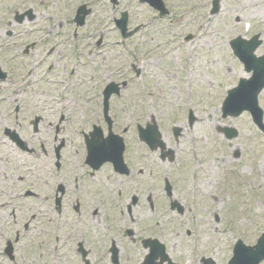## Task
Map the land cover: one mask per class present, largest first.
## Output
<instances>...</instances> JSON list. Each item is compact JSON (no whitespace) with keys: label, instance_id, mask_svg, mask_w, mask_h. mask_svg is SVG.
Masks as SVG:
<instances>
[{"label":"flooded vegetation","instance_id":"obj_1","mask_svg":"<svg viewBox=\"0 0 264 264\" xmlns=\"http://www.w3.org/2000/svg\"><path fill=\"white\" fill-rule=\"evenodd\" d=\"M90 1L0 0V71L5 74L0 86L12 83L23 92L32 86L29 79L36 67L42 73L33 86L86 88L82 97H33L35 111L30 118L26 99L8 100V95L3 99L8 101L0 125V162L6 164L0 166V217H11L22 226L7 229L0 222V264L5 260L16 264L25 247L27 255L37 259L34 264H177L180 257L173 256V235H184L197 245L201 217L211 215L219 222V216L235 213L223 203L225 195L229 201L230 191L232 199L239 198L240 187L234 182L237 167H218L211 179L205 175L204 153L202 149L197 153L200 145L195 136L202 121L192 106H183L190 103L181 101L185 90L175 87V114L165 113L171 101L141 91L142 80L148 85L153 81L158 90L169 82L162 83L164 77L191 87L194 76L185 70L178 72L180 76L160 70L149 79L150 70L134 63L130 68H88L92 60H84L92 57L87 49L93 37L87 23L93 14ZM100 1L111 14L122 51L133 40L139 47L146 45V51L164 48L162 58L172 45L166 22L182 26L184 15L174 20L172 8L178 0ZM141 12L148 14L139 19ZM218 13L209 11L212 17ZM182 39L198 38L187 33ZM95 45L105 46L102 36ZM79 65L86 69L80 80ZM104 91L110 95L107 112ZM239 118L221 117L223 121ZM250 123L254 126L251 118ZM230 128L236 129L233 140L237 139L240 132L232 125L218 126L216 133ZM13 135L26 144V150L13 142ZM12 152L26 161L17 175L8 164ZM232 153L238 159L242 152ZM254 180L253 176L245 185ZM216 201L223 205L215 208ZM35 221L38 226L31 225ZM185 264L215 261L197 252Z\"/></svg>","mask_w":264,"mask_h":264},{"label":"rangeland","instance_id":"obj_2","mask_svg":"<svg viewBox=\"0 0 264 264\" xmlns=\"http://www.w3.org/2000/svg\"><path fill=\"white\" fill-rule=\"evenodd\" d=\"M211 1L178 0L172 4L175 15L174 20L178 21V14H183L184 17H182V26L179 28L172 27L166 22V31L169 34L168 40L172 38V45L162 58L161 54H163L164 48L154 50L153 52L151 50L146 51V45L139 47L132 42L133 40L127 42L126 48L122 51L119 37L110 22L111 14L106 11V4L103 1H90L93 14L88 18L87 22L88 25H91L93 35L91 45L87 43V49L92 51V57H86L87 59L84 60H92L88 68H98V70L101 68H130L131 63H134L143 70H145L144 68L150 70L147 71L149 73H146L149 79H155V75L160 70L170 74L176 73L177 76H180L178 72L181 70L189 71V74L194 76V82L191 87L185 86L184 83L176 82L175 78L169 80L164 77L163 79L161 78V82H169L165 86L161 85L158 87L160 92L154 87L155 83L153 81L148 85L145 80L141 81V91L143 94L148 91L150 95L153 93L155 96L164 98L165 101H171L169 104L166 103L167 111L165 113L172 112L175 114L178 107V89H175V87L176 85L180 87L179 92H181V89H184L186 94L184 92L181 93V101L183 100L184 102V100L189 99L190 103L187 101L183 106L185 105V108L192 106L202 121L200 122L202 125L200 131L195 132V136L200 145L199 150H196L197 153H201V149L204 153V159L203 157L201 158L205 162L203 165L204 170L207 171L205 175H208V179H211L214 177L212 173L218 167L221 168L230 164L237 167L235 174L237 177L234 182L240 187V190L236 193L239 198L232 199L233 193L230 191V195H228L229 201H226L227 196L223 191H220L222 196L225 195L226 202L224 201L223 204H226V207L232 206L235 209V213L233 215L226 214L219 216V222L211 215L201 217L198 220L200 230L197 232V245L194 243L190 244L191 238H187L184 235L179 237L173 235L171 237V241L174 242L173 256L175 258L180 257L179 261H175L177 264H185V260L187 259L188 261L191 255L197 252H203L206 257L210 256L215 261V264H225L230 259L232 247L238 238L242 239L244 245H252L264 231V135L256 131L257 129L251 125L247 114L234 121H223L220 113L221 103L228 89L237 84L238 78L248 77L243 71L242 65L232 55L229 48L230 40L238 36L249 39L259 34L262 44L256 49V56H264V0H220L218 5L220 7L219 13L214 17L209 15ZM124 5L126 6V4ZM135 12H132V19ZM147 14V12H141L139 19H143ZM134 21L135 19L132 20V23ZM159 27L160 25L157 26V28ZM187 33L195 34L198 39L194 42H183L182 38ZM101 36L105 46L96 48L95 44ZM131 49H133L135 56L132 55ZM155 55H158V58ZM141 58L144 60H141ZM32 69L33 79H31L32 77L29 79V81H32V86L26 87L25 83L22 84V86L25 84V93L24 91L22 92L23 89L20 90V86L13 85L12 83L0 86V125L2 123V116L7 110L5 109V106H7L6 101L11 100L13 97H18V100L20 98L27 100V103H24V108L26 109V115L30 118L35 111V100L33 97H46L48 94L50 96L63 95L66 97H82L85 95L86 88L79 85H77L78 87L71 86L69 90L65 87L62 88L63 86H33L34 81L40 77L42 72L36 67ZM58 70L60 73L62 72V68ZM85 73L86 69L82 65L76 68L78 80L84 77ZM184 77L182 76L183 82ZM199 78L201 79L199 80ZM15 92H18L19 96ZM95 92L93 90L92 93L94 94ZM7 95L8 100L3 101ZM164 105L162 104V106ZM259 105L264 111V90L259 96ZM9 107L12 108L10 103H8ZM13 123L14 121L12 120L11 126H13ZM227 125L236 127L240 132V136L230 142L224 140L219 133H216L218 126ZM164 128L166 127L164 126ZM1 146L2 144H0V148ZM189 149L190 151L192 150L191 144H189ZM236 149H240L242 152L238 159H235L232 155V152ZM8 150L5 148L3 152L7 154ZM0 152L2 153V150ZM8 159L11 171H16L15 175L22 172L26 167L22 166L26 161L17 157L14 152L10 153ZM17 162H20L21 166L20 163L17 165ZM5 165L0 162V166ZM32 168L34 169V167ZM253 176L255 180L252 185H245ZM254 192L259 193V197H261L259 200H256ZM220 203L221 201H216L215 208L223 205ZM34 208L36 209L37 207ZM0 222L1 225L5 223L7 229L10 226L12 229L20 225L22 226L18 222L15 223V219L11 217H7L6 219L0 217ZM31 225L38 226V223L35 221ZM25 249V255L22 256L19 253L16 258V264H34L37 260H33L31 255H27L30 252H28L26 247ZM1 260L0 263L2 262ZM43 260L46 259L44 258ZM2 264H8V262L5 260Z\"/></svg>","mask_w":264,"mask_h":264},{"label":"water","instance_id":"obj_3","mask_svg":"<svg viewBox=\"0 0 264 264\" xmlns=\"http://www.w3.org/2000/svg\"><path fill=\"white\" fill-rule=\"evenodd\" d=\"M216 12V9L214 10ZM213 11V12H214ZM82 23H80L81 25ZM258 35L251 40L246 41L238 37L230 42V47L235 58L242 63L244 70L247 73L252 72L250 79H241L238 85L229 89L227 96L222 103V117H236L244 111L251 114L253 122L259 127L262 126L263 112L258 105V97L264 88V56L256 57L254 52L260 41ZM108 98L110 95H105ZM107 106L105 103V112ZM228 138H234L236 131L229 129L224 131ZM156 136L159 135L156 133ZM264 260V234L258 239L254 247H244L241 242H238L233 250V258L229 264H259Z\"/></svg>","mask_w":264,"mask_h":264},{"label":"snow or ice","instance_id":"obj_4","mask_svg":"<svg viewBox=\"0 0 264 264\" xmlns=\"http://www.w3.org/2000/svg\"><path fill=\"white\" fill-rule=\"evenodd\" d=\"M104 144H107L108 142L107 141H105V142H103ZM112 147L114 148L115 147V145H112Z\"/></svg>","mask_w":264,"mask_h":264}]
</instances>
